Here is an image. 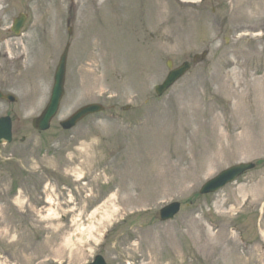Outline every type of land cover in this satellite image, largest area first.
<instances>
[{"label":"rangeland","instance_id":"374dc122","mask_svg":"<svg viewBox=\"0 0 264 264\" xmlns=\"http://www.w3.org/2000/svg\"><path fill=\"white\" fill-rule=\"evenodd\" d=\"M68 42L60 110L36 131ZM205 51L156 95L169 60ZM0 89L17 97L0 100V264H263L264 0H0ZM92 102L106 111L62 129ZM240 162L256 167L200 194Z\"/></svg>","mask_w":264,"mask_h":264},{"label":"water","instance_id":"95a60500","mask_svg":"<svg viewBox=\"0 0 264 264\" xmlns=\"http://www.w3.org/2000/svg\"><path fill=\"white\" fill-rule=\"evenodd\" d=\"M24 22V17L16 20L14 30L19 32L22 24ZM67 55L68 47L63 53L59 66L55 74V84L53 88L52 97L47 108L44 110L40 117L33 120V126L38 130H47L52 119L57 114L61 100L64 96L65 89V76L67 67ZM205 56V54H204ZM197 60V58H195ZM169 67H172L171 62H169ZM191 67L189 62H185L181 67L172 70L167 76L163 84L157 86L156 91L159 95H162L169 87H171L179 78H181ZM0 97L9 99L10 101H16V97L13 95H4L0 92ZM104 109L101 104H89L80 108L75 112L70 118L62 122L64 129H70L74 127L80 120L89 114L99 112ZM12 140V120L10 117H3L0 119V144L6 141L10 142ZM255 167L254 163H241L232 166L221 173H219L215 178L209 180L201 189V193H211L215 192L222 187L226 186L229 182L236 180L245 171L253 169ZM180 210V203L174 202L170 205L164 207L161 210V219L163 221L172 219ZM92 264H106L103 257L98 256Z\"/></svg>","mask_w":264,"mask_h":264},{"label":"bare ground","instance_id":"6f19581e","mask_svg":"<svg viewBox=\"0 0 264 264\" xmlns=\"http://www.w3.org/2000/svg\"><path fill=\"white\" fill-rule=\"evenodd\" d=\"M103 210H104V211H103ZM105 211H106V209H104V208H101V209L98 210L99 213H102V212H105ZM107 212H108V211H107ZM107 212H106V215L104 216L106 220H108L109 216L111 217L112 215H114L113 212H115V211H112V213H108V214H107ZM51 213H54V212H51ZM107 216H108V217H107ZM102 219H104V218H102ZM96 229H97V230H96ZM95 230H96V231H95ZM91 231H93V233H94V231H95V233H99V232L101 233L102 230L100 231V228H98V227H96V226H93V227H91ZM91 231H87V233L91 234ZM99 235H100V234H99ZM89 236H90V235H89ZM62 248H63L62 251H63V253H64L65 251H67V249L70 248V246H69V245H66V246H63ZM73 252H74V251L71 249V253H72V254H73ZM58 253H59V254H63L61 251H59Z\"/></svg>","mask_w":264,"mask_h":264}]
</instances>
